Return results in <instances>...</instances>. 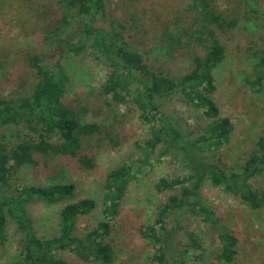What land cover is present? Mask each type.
<instances>
[{"label":"rangeland","instance_id":"rangeland-1","mask_svg":"<svg viewBox=\"0 0 264 264\" xmlns=\"http://www.w3.org/2000/svg\"><path fill=\"white\" fill-rule=\"evenodd\" d=\"M59 1L0 0V96L14 98L28 93L35 81L28 57L49 55L57 38L73 40L77 36L66 25L57 35H44L58 26L66 14ZM204 1L206 11L217 16L221 26L200 11L199 0L194 8V0H105V16H98L94 26L120 33L125 48L144 55L152 70L172 78L188 72L192 56L202 54L203 47L216 38L223 47V58L212 71L216 88L213 99L220 116L230 120L232 131L227 144L205 153L227 171L238 170L253 150L256 138L264 135V93H255L246 84L254 79L259 57H264V0ZM61 61L69 77L65 103L76 111L84 109L82 120L95 123L98 128L79 138V155L90 158L93 166L84 168L69 156L36 154L35 165L14 170L9 183L17 189L57 183L74 186L70 200L55 204L33 200L27 204L39 237L58 233L59 212L66 203L92 198L96 207L89 215L76 219L75 233L83 236L105 220L109 224L107 241L113 249L110 264H156L152 260L155 247L142 231L158 229V209L174 191H158L155 183L160 178L187 176L185 159L174 153L162 154V145L153 150L145 148L154 122H142L131 103H118L102 94L100 85L109 69L89 51L64 56ZM160 105L184 134L196 137L205 133L208 120L178 93L160 100ZM3 137L7 147L24 137L38 140L36 133L21 126L5 128ZM121 165L130 167V178L117 214L105 217L104 180L111 169ZM250 183L254 189L264 191V170ZM191 199L211 209L219 225L235 237L236 253L230 262L218 260L215 229L196 215L183 214L170 219V226H180L168 249L175 259L184 264H264L260 211L250 209L207 179ZM185 231L193 234L197 248L184 236ZM7 234L6 244L0 246V264L19 258V235L13 223ZM57 257L68 264H98L83 263L68 251L58 252Z\"/></svg>","mask_w":264,"mask_h":264},{"label":"trees","instance_id":"trees-1","mask_svg":"<svg viewBox=\"0 0 264 264\" xmlns=\"http://www.w3.org/2000/svg\"><path fill=\"white\" fill-rule=\"evenodd\" d=\"M199 1L200 11L207 14L209 20L218 23L217 16L206 11L205 1ZM59 2L66 14L58 26L44 35H57L59 31L63 32L62 27L66 25L69 32H76L77 36L73 40L57 38V42L52 43L54 48L49 55L40 53L28 57L35 77L28 93L14 98L0 96V246L7 242L10 223H13L19 235V258L8 264H68L57 257L58 252L64 251L72 253L83 263L112 262L113 249L107 241V221H99L83 236L75 233L76 219L89 215L95 209L94 199L84 197L66 203L59 212L58 233L43 238L37 235L27 212V204L33 200L48 204L70 200L74 196V186L71 183H57L17 189L9 183L14 170L35 165L36 154L69 156L77 159L84 168L93 166L90 158L79 155V138L82 134L97 132L98 128L95 123L82 120L84 109L76 111L65 103V87L69 77L61 61L64 56H79L88 51L96 61L109 69L100 85L102 94L118 103H131L142 122H154L145 148L153 150L162 145V154L182 155L189 171L185 177L160 178L155 183L156 190L174 193L158 209L155 219L158 229L150 227L142 231V235L151 239L155 247L153 262L184 264L168 251L174 234L180 229L178 224L170 226V219L183 214L196 215L210 224L215 229L219 243L216 258L224 262L232 261L236 253L235 237L219 225L211 209L191 198L197 196L200 185L207 179L213 186L237 197L250 209L260 211L264 223V191L254 189L250 183L264 170V135L256 138L253 150L238 170L227 171L216 161L209 160L205 153L206 150L218 149L227 144L232 131L230 120L220 116L213 99L216 88L212 71L223 58V47L219 41L211 38L210 43L203 47L202 54L192 56L190 70L179 78H172L152 70L144 55L125 48L120 33L94 26L98 16H105V0ZM197 3L198 0H194L193 8ZM257 66L254 79L247 80L246 84L253 92L264 93V57H259ZM174 93L201 111L208 120L204 134L196 137L184 134L171 114L162 110L160 100ZM10 126H21L36 133L38 140L24 137L15 145L7 147L3 141V131ZM128 178L130 167L126 165L113 168L106 174L102 198L105 217L117 214ZM184 236L193 247H198L192 233L185 231Z\"/></svg>","mask_w":264,"mask_h":264}]
</instances>
